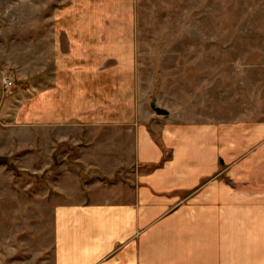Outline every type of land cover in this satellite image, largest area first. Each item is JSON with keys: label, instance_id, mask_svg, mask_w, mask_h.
<instances>
[{"label": "crops", "instance_id": "crops-1", "mask_svg": "<svg viewBox=\"0 0 264 264\" xmlns=\"http://www.w3.org/2000/svg\"><path fill=\"white\" fill-rule=\"evenodd\" d=\"M43 7V75L11 119L69 128L56 140L85 171L54 207V264H264V116L157 113L142 91L136 0Z\"/></svg>", "mask_w": 264, "mask_h": 264}, {"label": "rangeland", "instance_id": "rangeland-1", "mask_svg": "<svg viewBox=\"0 0 264 264\" xmlns=\"http://www.w3.org/2000/svg\"><path fill=\"white\" fill-rule=\"evenodd\" d=\"M46 2L0 0V264H54V207L85 172L56 140L69 128L11 119L25 83L43 75ZM135 19L147 103L195 119L219 108L264 116V0H136Z\"/></svg>", "mask_w": 264, "mask_h": 264}, {"label": "water", "instance_id": "water-1", "mask_svg": "<svg viewBox=\"0 0 264 264\" xmlns=\"http://www.w3.org/2000/svg\"><path fill=\"white\" fill-rule=\"evenodd\" d=\"M152 107L157 113H167L165 108L157 106L154 102H152Z\"/></svg>", "mask_w": 264, "mask_h": 264}]
</instances>
